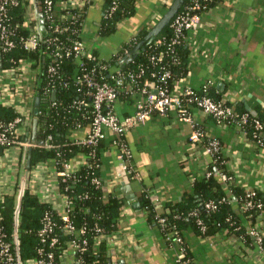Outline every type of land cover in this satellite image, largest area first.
<instances>
[{"label": "trees", "instance_id": "obj_1", "mask_svg": "<svg viewBox=\"0 0 264 264\" xmlns=\"http://www.w3.org/2000/svg\"><path fill=\"white\" fill-rule=\"evenodd\" d=\"M63 1L51 0V4L47 5L46 0H34V4L38 23H40V13H42L44 19V28L41 27V23L39 25L40 38L55 35L58 37L57 42L63 45L64 49H67L71 48L72 43L82 36L86 9L90 1L85 2L82 6L69 9L72 16L64 18L63 14L67 13V9L63 8ZM139 1L105 0L106 8L99 28V35L105 36L115 32L119 22L134 15ZM217 1H206L204 12ZM113 3L116 4V10L112 14H108V10ZM191 3L192 0H184L178 11ZM26 5L11 9L14 15L13 25L23 22L25 19ZM172 19L156 37L162 39L161 44H155L152 41L149 45L139 48L137 56L128 63H121V59L126 56L123 52L110 60L114 67H121L126 77L125 85L119 91L122 114H130L136 110L140 95V89L137 86H144L146 80L151 85L158 84L168 86L171 89L176 86V81L188 79L192 65L189 62L190 46L186 43V40L194 26L185 29L177 37L178 42L173 43L172 39L177 35L170 26ZM53 23H59L67 29L62 32H53ZM151 27L150 24L140 27L135 34V39L129 44L130 51L145 39ZM15 30L21 35H27L31 31V26H21L15 28ZM46 47L50 51L54 48V44H51L48 48L47 44L42 41L39 48L34 51H27L22 47H18L12 53L3 55L2 66L14 65L19 58L26 57L36 69L37 79L34 81L31 79L26 80V82L29 81L35 85L36 97H39L38 128L33 145L26 148L24 153L27 156L30 154L31 165L50 161L58 171L63 169L65 161H71L79 153L90 154V161L93 162V165L91 167L82 165L68 176L59 178V191L70 200V219L75 225V232L64 233L63 225L65 221L53 204L41 200L28 187L19 185L14 194H5L3 198H0V234H3L5 240L10 242L17 263H22L34 257H46L45 253L52 250L55 255L53 262L58 264L64 248L68 246V242L72 240L83 242L85 240V249L78 254L86 264H110L111 257L108 253L107 240L98 238V235L99 233L111 235L116 232L125 199L117 196V194L108 193L102 185L97 186L92 179L95 176H100L105 180V170L108 169L111 162L104 153L106 150L114 148V138L99 139L96 144L92 145L80 143L72 137V134L76 130L88 126L93 117L92 98L88 94V90L92 88L85 82H77V79L82 78L87 70L90 71L97 64L93 75L100 81L113 82V80L107 75V72L101 70L97 60H87L85 67L80 66L72 55H63L60 58L44 56L41 53ZM63 52L65 53L66 50ZM161 52L163 54L161 60L153 61L151 59L152 57L157 58ZM50 65L54 66V72H49L48 67ZM142 68L145 69L144 75L137 78L134 85H132L135 88V93L132 94L129 89L131 82L128 76L131 72L138 73ZM164 69L169 70L171 76L166 80V83L158 82V75ZM152 72H156V75L153 76ZM102 77L104 78L102 79ZM213 90L211 87L209 94L214 99L224 100L227 104L232 105L224 97V92L215 87ZM81 101H84L85 104L80 103ZM232 106L239 115H247V120L243 124L247 137L259 145L254 134L264 136V107L257 106V113L254 115L244 106L239 104ZM152 114L159 113L154 111ZM17 115L18 112L14 108L0 104V119L8 122ZM257 120L263 125L260 130L255 127ZM225 125H235V123L225 122ZM199 126L207 135L209 134L202 123L199 122ZM48 135L52 136L50 146L39 143L40 140H45ZM213 137L222 143L220 137L216 135ZM17 139L30 140V136L22 134ZM134 166L135 163H132L131 167ZM207 167L213 173L216 169H220L228 174H233L227 165V158L223 151L217 152L214 157L210 158ZM253 190L255 191L254 200L260 201L264 205L263 194L257 189ZM230 191L238 201L237 210L233 208L229 193L222 186L219 177L215 174L206 176L204 172L202 175L195 177L182 200L166 202L160 210L154 208L148 190H143L139 198L141 208L146 211L149 222L155 223L162 238L169 245L175 247L176 250L179 249V243L173 239H167V233L170 230H176L183 238V247L193 256L190 251V244L186 240V233L188 232L202 238L226 232L227 235L234 238L242 237L250 240L249 227L245 226V221L249 220L250 225L253 226L260 209L247 210L242 207L245 202L246 190L241 185L236 184L235 181L230 185ZM208 200H213L217 205L214 210L205 207V202ZM193 211L196 213L191 214ZM45 212H49L56 222L53 234L59 242L53 247H50L46 242H41L38 235ZM159 216L165 218V226L159 224ZM198 220H201L205 225L204 232L201 230ZM97 228H100V230L97 231ZM80 229H83L84 232H81ZM260 244L262 247L264 246V238ZM39 249H42L44 255L39 254ZM16 262L11 264H16Z\"/></svg>", "mask_w": 264, "mask_h": 264}, {"label": "crops", "instance_id": "obj_2", "mask_svg": "<svg viewBox=\"0 0 264 264\" xmlns=\"http://www.w3.org/2000/svg\"><path fill=\"white\" fill-rule=\"evenodd\" d=\"M172 1L140 0L133 16L119 22L112 34L101 36L99 28L106 8L105 0H90L81 37L101 58L109 59L141 26H153ZM97 39H100V44L94 47ZM186 43L190 46L192 69L188 79L180 81V86L188 83L200 88L206 80L212 79V90L215 87L224 92V97L232 105L249 106L256 113L257 106L264 107V0H218L202 13ZM31 84L27 83L25 89L33 88ZM35 100H31L32 105ZM191 110L209 134L221 138L227 165L236 184L244 190L257 189L264 196V146L243 134L237 125H217L211 116L198 108L191 106ZM32 128L33 121L31 137ZM87 130L74 132L72 137ZM190 133V124L180 120L174 111L167 115L153 114L146 122L130 129L125 139L132 152V163H135L140 176L130 181L124 177L115 148L105 151L111 162L105 170L106 191L125 199L118 229L113 233V240L108 242L110 263L177 264L176 248L162 238L141 205L137 207L134 203H140L143 190H148L151 198L159 199L157 210L162 209L166 202L180 201L195 177L208 169L210 157L204 152L203 144H192ZM26 160L27 154L23 149L12 147L5 152L0 147L1 192L17 191L21 178L28 171ZM83 161L84 155L78 154L71 162V170L77 169ZM48 166L52 169V164ZM51 183L55 187L52 185L46 196V191L43 192L44 198L42 191L37 195L41 200L48 196L54 206H62L56 181L52 179ZM123 184L131 185L135 198H126ZM39 186L43 188V183L36 184V188ZM232 204L237 210L238 203ZM250 224L249 220L245 221V226L254 227L264 238V208L256 215L253 226ZM250 236V240H246L222 232L209 240L188 232L186 240L190 244L194 264H264V246L257 242L255 236Z\"/></svg>", "mask_w": 264, "mask_h": 264}, {"label": "built area", "instance_id": "obj_3", "mask_svg": "<svg viewBox=\"0 0 264 264\" xmlns=\"http://www.w3.org/2000/svg\"><path fill=\"white\" fill-rule=\"evenodd\" d=\"M27 1V2H25ZM90 0H64L62 2L63 8L67 9V13L63 14V18L66 16H72L69 12V9L77 7L81 4H85ZM206 1L210 0H192V3L185 5L184 9L178 11L172 21L170 26L173 28L176 33V37L172 39V42H178L177 37L183 33L185 29L195 26L201 18L204 9L206 8ZM47 5L51 4V0H46ZM26 5V14L23 22H18L12 24V19L14 15L11 12V9L14 7H20ZM116 10V4L113 3L108 10V14H112ZM39 25L37 21V13L35 10L34 0H0V104L4 106H10L14 108L18 115L11 121H4L0 119V147L5 152L12 147L20 148L25 150L26 148L33 145L35 140L30 136V128L33 118H37L39 110L35 113V106L32 105V101L36 99V92L34 90L35 85L31 84L33 88L25 89L24 86H27L26 80H36V69L33 67L32 62L29 61L26 57L18 59L14 65L11 66H2L3 65V55H7L15 51L18 47H22L27 51H34L39 48L42 41L47 44L48 48L51 44H54L52 50L43 49L42 53L44 56L58 57L60 58L63 55L70 56L72 55L76 58L77 63L80 66L86 65L87 60H94L99 63L101 70L107 72V75L111 77L113 82L100 81L93 74L95 70V65L90 71H86L82 78H78L77 82H85L90 88L88 94L92 98L93 106V117L87 128V132L76 136L77 141L84 144H96L99 139H105L112 137L114 148L116 150V157L119 160V166L123 171L124 177L126 180L139 179L140 176L136 171L135 167H131L132 164V152L128 146L126 139H124L125 134L132 129L133 127L142 124L149 120L154 111L158 112L160 115H167L169 112L174 111L177 114V117L180 120L186 121L191 126V133L189 135V140L192 144H203L204 152L210 158L214 157L217 152H222L224 150L223 144L211 134H206L201 130L199 126V121L196 120L193 116L191 106L198 108L201 112L206 115L211 116L218 125L225 124V122L235 123L243 134H247L243 124L247 120V115H239L236 113L234 107L230 104H227L224 100H216L210 94V88L213 85V80L208 79L205 83L202 84L200 88H195L194 86L187 84H181L180 81H176L174 88H169L168 86H160L158 84L151 85L149 81H145L144 86L138 87L140 89V95L137 100L136 110L130 114H122L120 109V97L119 91L125 85V74L122 71L121 67H114L111 64L110 60L121 54L120 52L125 53V55L130 54L129 44L135 38L133 35L124 45L120 47L119 50L115 51L109 59L101 58L98 53L89 48L86 42L80 37L72 43L71 48L64 49L63 45H60L58 37L55 35H48L45 38H40ZM21 26H31V31L27 35H21L15 30L17 27ZM66 27H62L59 23H53V32H62L66 30ZM155 44H161L162 39L156 38L153 41ZM66 52L64 53L63 51ZM162 52L158 57H152L153 61H159L162 59ZM49 72H54V66L50 65L48 67ZM145 69L142 68L138 73L131 72L129 74V80L131 86L129 89L132 94L135 93L134 83L136 79L144 75ZM152 75L155 76L156 72H152ZM171 76L169 70L164 69L159 73L157 81L165 82ZM104 77H102L103 79ZM38 81V80H37ZM29 83V81H28ZM37 85V84H36ZM2 91V92H1ZM49 91V90H48ZM47 92V91H46ZM32 100V101H31ZM80 103L85 104L84 101ZM38 120V118H37ZM255 127L257 129H262L263 125L260 121L255 122ZM84 128H80L75 132H79ZM37 129V128H36ZM25 134L30 136L29 139H17L19 135ZM51 135H48L43 144L50 146ZM254 137L257 138L256 142L260 146H264V136H257L254 134ZM83 154V153H79ZM78 155V154H77ZM76 155V156H77ZM84 161L82 165H87L91 167L93 162L90 161V154L84 153ZM75 156V157H76ZM74 157V158H75ZM73 158V159H74ZM63 163L62 170H56L52 164V169L49 164L50 161L39 162L27 171L23 178H21L20 185L29 187L31 192L37 194H43V198L49 193V190L52 189L51 180L56 181V185L59 190V178L61 176L66 177L70 173L77 170H71L72 160ZM44 172H47L45 175ZM43 173V174H42ZM206 176L215 174L219 177L221 184L226 188L229 193V198L232 202L238 203L235 196L230 191V185L234 182V175L223 172L220 169H216L215 173L206 169ZM97 186L102 185L106 190V182L100 176H95L92 179ZM43 188H36V184H42ZM28 184V185H27ZM30 185V186H29ZM41 189V190H40ZM46 191V192H45ZM16 190H11L8 192H1L0 198H3L5 194H14ZM45 192V196L44 193ZM60 192V191H59ZM62 196V206H54V208L61 214L63 220L65 221L63 225L64 233H73L76 231L75 225L70 219V200L66 195ZM255 191L246 190L245 202L242 204L244 209H260L263 210L264 205L260 201L254 200ZM151 198V197H150ZM45 202H49L48 196L46 199H42ZM153 200L154 208L160 206V201L158 198H151ZM52 204V203H51ZM205 207L209 210H214L217 205L213 200H208L205 202ZM155 208V209H156ZM193 211L191 214H195ZM158 222L161 226L166 225V220L163 216L158 217ZM201 230L205 231V225L201 220H198ZM56 228V222L53 220L49 212H45L42 218V224L39 228L38 235L41 242H46L50 247L58 244V238L53 234ZM100 228H97V231ZM81 232H84L83 229H80ZM248 233L255 236L257 242L262 243L263 236L254 227L248 228ZM100 239H106L107 244L109 240H113V234L111 235H98ZM203 238L209 239V236ZM167 239H173L179 243L180 248L176 252V262L177 264H194L193 256H191L185 247H183V238L176 230H170L167 233ZM86 241L79 242L77 240H72L68 242V246L64 248L63 253L60 256V262L58 264H86L83 258L78 254L80 251L85 249ZM39 254L44 255L42 249H39ZM41 256V255H40ZM45 256L40 258L34 257L23 261L22 263H17L14 257V254L11 249L10 242L6 241L3 234H0V263L2 264H11L16 262V264H55L54 252L52 250L47 251Z\"/></svg>", "mask_w": 264, "mask_h": 264}, {"label": "water", "instance_id": "obj_4", "mask_svg": "<svg viewBox=\"0 0 264 264\" xmlns=\"http://www.w3.org/2000/svg\"><path fill=\"white\" fill-rule=\"evenodd\" d=\"M184 0H173L171 2V4L169 5V7L167 8V10L163 13V15L155 22V24L151 27L150 31L148 32L147 36L145 37V39H143L142 41H140L135 48H133L130 52L129 55L124 56L121 59V63H128L131 60H133L136 56H137V51L139 48L144 47L149 45L152 41H154L156 39V37L158 36V34L162 31V29L164 27H166L170 20L173 18V16L177 13V11L181 8L182 4H183ZM41 9V7H40ZM40 23H41V27L44 28L43 23H44V19L42 17V13H40ZM38 104H39V97H36L35 100V110L34 112L36 113L38 111ZM247 106V105H246ZM247 109L250 110L252 112V114H256L255 111L251 110L249 108V106H247ZM37 118L33 119V128H32V139L35 140L36 137V127H37ZM39 143L43 144V141L40 140ZM31 151V149H30ZM26 168L29 170L31 168V156L30 154H28L27 156V160H26ZM122 190L124 191V193L126 194V198L131 199V198H135V193L133 192L131 185L130 184H123ZM135 206L139 207L140 203L138 201H136L134 203ZM112 264V263H110Z\"/></svg>", "mask_w": 264, "mask_h": 264}, {"label": "rangeland", "instance_id": "obj_5", "mask_svg": "<svg viewBox=\"0 0 264 264\" xmlns=\"http://www.w3.org/2000/svg\"><path fill=\"white\" fill-rule=\"evenodd\" d=\"M99 44H100V39H97V40L95 41L94 47L99 46Z\"/></svg>", "mask_w": 264, "mask_h": 264}]
</instances>
